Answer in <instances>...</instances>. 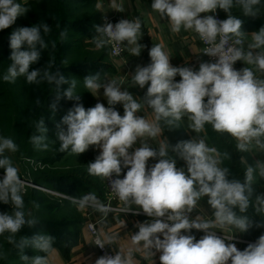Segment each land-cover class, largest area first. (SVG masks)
Returning <instances> with one entry per match:
<instances>
[{"label":"clouds","instance_id":"clouds-1","mask_svg":"<svg viewBox=\"0 0 264 264\" xmlns=\"http://www.w3.org/2000/svg\"><path fill=\"white\" fill-rule=\"evenodd\" d=\"M260 5L261 0H152L151 9L168 21L172 33L179 34L182 29L196 33L206 45L203 53L216 57L215 62H200L198 71L188 66L175 67L163 46L154 44L148 51L150 63L137 65L131 76L135 86L143 89L147 85L146 93L139 100L122 89L119 78L105 79L103 83L99 73L84 78V87L94 96L103 89L108 106L98 102L85 109L76 103L56 126L59 151L78 155L90 146L98 147L99 155L87 164V173L109 180V188L122 205V212L140 214L142 211L151 218L136 223L138 231L132 233L126 251L106 253L95 264H137L136 253H142L145 260L152 258L153 264L157 253L160 264H264V234L243 250L235 243L226 242L235 236L217 235V230L223 233L235 229L246 233L252 227H264V223H254L253 217L246 214L250 207H254L256 215L264 214V194L257 195L254 203L250 199L254 181L257 177L264 178V162L257 160L249 164L240 180L231 175L229 167L222 166L230 158L229 154L209 146L206 136L195 135L175 144L166 139L158 148L150 144V140L163 134V126L179 128L186 119L188 128L196 134L203 133L206 124L211 125L216 133L233 138L238 152L264 153V27L253 32L251 42L246 44L244 21L231 14L234 7H239L244 16L257 17ZM96 7L99 9L101 5ZM111 8L125 11L116 0H112ZM217 9L226 12L227 19L201 15ZM28 11L16 0H0V30L9 28L18 16ZM102 19L104 23L94 25L96 34L90 39L97 49L121 44L132 56L141 54L146 45L138 43L143 36L139 17L121 19L115 24L106 16ZM42 31L48 34L51 28L47 23L33 24L10 35L11 63L2 79L14 83L23 76L29 84L55 85L51 103L55 110L62 98L79 101L80 95L75 92V78L69 80L59 69L52 70L54 60L43 68L31 67L39 63L41 51L49 46ZM59 37L63 42L67 30H62ZM51 46L55 49L56 42L52 41ZM237 61L247 66L236 70ZM177 75L181 77L179 82L174 80ZM117 104L123 105V115L116 110ZM144 107L152 110L154 119L137 115ZM34 127L29 142L37 150H47L48 129L44 119L40 117ZM138 140L140 146L130 152ZM18 150L12 138L0 136V168L5 170L0 180V202L12 206L11 212L0 213V237H5L12 249L20 250L23 264H48L47 255L30 258L23 254V249L30 245L45 254L53 253V236L38 233L31 239L23 236L17 239L24 226L31 227L38 222L25 206V181L12 159L5 155ZM172 154L185 162L186 170L177 168ZM157 157L158 162L149 167V159ZM122 168L128 170L119 178ZM114 174L116 178L112 179ZM205 196L212 209L210 218L201 213L193 217L191 214ZM66 198L79 211L91 209L100 213L101 225L113 211L95 193ZM32 203L34 208H39L38 203ZM134 207L139 210H133ZM119 223L124 226L125 220ZM193 229L204 235L197 240L192 235ZM119 239V233L106 234L101 228L94 244L104 249L106 245L117 244ZM0 259H7V253L0 252Z\"/></svg>","mask_w":264,"mask_h":264},{"label":"crops","instance_id":"crops-1","mask_svg":"<svg viewBox=\"0 0 264 264\" xmlns=\"http://www.w3.org/2000/svg\"><path fill=\"white\" fill-rule=\"evenodd\" d=\"M23 4H27L32 0H20ZM97 4L101 5V8H97L100 15V24L102 17L104 16H117L118 21L121 19L133 20L139 17L142 21V33L143 36L138 41V43L146 45L142 49L141 54L137 56H132L127 48L126 53L122 59H112L109 55L108 47L104 49H97L92 42L84 41V48L90 51L92 54H104L107 57V62L102 64L103 72H100L102 78L101 82H106L105 79L119 78L121 82L122 89L130 91L134 98L140 99L144 96L147 91V85L145 88L141 89L138 86H135L131 80V76L135 71L137 65L146 66L150 63V57L148 54L149 49L154 44H161L167 54L170 56V63L175 67L188 66L192 67L193 70L199 69L200 62H207L201 54V45L194 38L192 31H184L183 29L179 34H174L170 30V25L168 21L162 20L157 12H154L151 9L152 0H116V3L122 4L125 9L124 12H119L111 8L112 0H96ZM219 10V9H217ZM204 15H211V13H202ZM248 35L246 44L251 42V34L253 32H245ZM95 31L92 33L90 39L95 35ZM88 48V49H87ZM239 69L243 68L244 65L242 61L239 63ZM174 80L179 82L181 77L177 75ZM92 97V104L90 107H94L96 103H103L106 107L107 100L103 96V89L99 90V93L94 96L89 92ZM116 110L123 115V105H115ZM137 115L145 116V118L152 120L154 119V114L150 108L144 107ZM163 134L154 140H150V144L154 148H158L159 144L168 139L171 144H175L181 140L192 139L195 135L206 136L207 143L209 146H215L221 152L220 148L214 143L210 131H212L211 125H205V131L203 133L196 134L194 131L188 128V121L184 119L179 128L169 129L167 126H163ZM233 139V138H232ZM234 143L236 141L233 139ZM140 146L139 140L133 145V148L129 151L132 152L136 147ZM89 151L91 152L93 159L95 160L96 156L99 155L100 149L96 146H90ZM222 153V152H221ZM171 155V152H170ZM177 160V168H185L186 164L184 161L180 160L178 157H175V154H172ZM158 157L153 159L150 158L148 161V166H152L158 162ZM257 160L264 162V153H258V150H253L251 152L242 153L241 164L243 169L246 171V168L249 164H254ZM225 166L224 162L223 165ZM127 168H122L121 175L126 174ZM252 196L251 200L255 201L257 195L264 194V178H258L254 181L252 185ZM102 202L107 204L106 194L105 197L100 199ZM208 197L205 196L197 206L196 211L192 213V216L195 217L198 214H203L205 218H210L209 215L212 214V209L207 203ZM113 211L109 213L106 218L104 225H101L99 221L101 220V214L93 212L91 209H86L84 211H79L78 214L81 217L82 224L75 232L74 238L71 241V244L61 247H54L55 252L46 254L48 256V264H95L97 257V251L93 245L91 234L87 228L89 222H95L98 225V231L103 228L106 234L119 233L120 239L117 244L113 246H108L113 253L122 250L126 251L130 246V237L132 233L138 231V228L135 227L137 222H144L148 218L141 211L140 214L133 213H124L121 211L122 205L117 201L112 204ZM254 208V207H253ZM133 210L138 211L134 207ZM121 220H125V225L121 226L119 223ZM217 233L223 235L225 238H231L235 236V229L226 230L223 233L217 230ZM192 235L196 237L197 240L200 239L201 234L192 232ZM230 243H235L237 248L242 250L241 246L234 239L232 241H226ZM159 253L154 257V264H160ZM135 258L137 264H153L152 258L145 260L142 253H136Z\"/></svg>","mask_w":264,"mask_h":264},{"label":"rangeland","instance_id":"rangeland-1","mask_svg":"<svg viewBox=\"0 0 264 264\" xmlns=\"http://www.w3.org/2000/svg\"><path fill=\"white\" fill-rule=\"evenodd\" d=\"M91 35L83 40V45L85 40L90 42ZM87 55L81 52L73 54L68 65L71 66V69L90 66L94 63V55L92 53ZM87 61L88 64H86ZM10 63V57L7 58V63L4 60H0V106L2 107L0 111V136L12 138L18 145L19 150L15 153L6 152L5 155L12 159L14 165L19 169L21 179L25 181L23 198L24 201L29 202V210L36 219H42L47 222V225L45 223L41 226L35 225L34 227L36 228L31 234L33 236L38 233L49 234L55 238L54 242L58 238L66 241V238L70 237V233L75 235L77 227L81 223L77 207L71 204L66 196L80 197L88 193H95L99 199H102L105 197L103 180L87 173V164L94 162L89 149L78 155L59 151V141L55 140L56 126L71 109V106H67L68 108L60 107L62 109H52L47 118L46 115L42 117L45 127L48 129L46 137L49 148L47 150H37L29 142L31 133L35 132L34 122L40 119L43 112L36 113L38 114L36 117L29 118L31 114V107L29 108V106L31 103H23L24 101L20 99L16 81L14 83L3 81L2 76ZM89 75H93V72L65 76L69 80L72 78L77 80L75 92L80 95V100L73 101L71 105L80 103L85 109L89 108L87 99H84L85 97L83 96L87 90L84 87L83 78ZM61 87L67 88V85H62ZM54 88L55 85H53L50 92ZM53 98L54 95L52 94L48 96L49 104L52 103ZM64 100L68 99L62 98L59 102ZM22 114L24 115L23 118ZM224 137V134H219L216 139L219 141ZM4 173L5 170L0 168V180L3 179ZM33 201L38 203L39 207L42 206V210L38 214V208L35 210ZM40 214L44 215L43 218L40 217ZM246 214L249 217H253L254 223H264V214L256 215L253 207H250ZM64 223L66 224L64 225ZM261 234H264V227H252L246 233H239L235 230V240L243 250L249 243H254ZM42 253L44 252L36 250L30 245L26 246L23 252L24 255L30 258L41 256ZM16 264H23V262L18 258Z\"/></svg>","mask_w":264,"mask_h":264},{"label":"trees","instance_id":"trees-1","mask_svg":"<svg viewBox=\"0 0 264 264\" xmlns=\"http://www.w3.org/2000/svg\"><path fill=\"white\" fill-rule=\"evenodd\" d=\"M16 2L26 7L29 11L25 15L18 16L16 21L9 28L0 30V60H4L7 63V58L11 55L9 38L14 31L21 27H30L33 24L47 23L51 28V32L44 34L42 31V36L49 46L47 49L41 51V60L38 64L32 65V68L46 67L50 60H54V67L52 70L55 71L56 69H59L64 76L81 73L85 74L88 72H93V75H96L97 73L103 72L104 66H102V64L107 62V57L102 53L99 55L93 54L95 56H93L94 63L90 66L71 69V66L68 65L70 57L77 52H81L86 55L88 53L91 54L90 51L84 48L83 40L88 38L95 31L94 25H100V15L96 7V0H32L27 4H23L19 0H16ZM260 8L261 12L257 17L244 16L239 7H234L231 10V14L244 21L242 26L244 32H258L261 27H264V0H261ZM218 11L223 20L227 19L226 12L222 9H219ZM57 25H59V27H57ZM62 30H67V37L63 42L60 41L59 37V33ZM52 41L56 42L55 49L51 46ZM24 47L26 48V46ZM86 64H88V61ZM8 66L6 67V70ZM16 87L18 88L20 99L24 101L23 103H31L29 106V108L31 107V114L29 115V118L36 117L38 115L36 113L41 111L43 112L41 117L46 115L47 118V115L52 110L51 103L49 104L50 101L47 98L50 94L55 96V88L52 92H50L53 85L48 84L47 82H42L39 85L29 84L26 82L25 77L20 76L16 79ZM83 96L85 97L84 99H87L88 106H90L93 101L88 90L84 92ZM37 100L40 101L39 104L36 103ZM71 104H73V101L64 100L57 103L56 108H68L67 106H71L72 108L74 105ZM1 109L2 107L0 106V111ZM23 117L24 115L22 114V118ZM210 133L214 143L220 148L221 152H227L229 154L230 158L225 159L224 164L226 167H229L231 175L243 180L245 170L241 164L242 152L237 151L233 139L228 134H224L225 137L217 141L216 136L219 135V133H216L213 129ZM224 139H226L227 142L224 141ZM24 202L26 209L29 210V202ZM41 210L42 206L38 208L37 214L39 211L41 212ZM11 211L12 206L10 204L0 202V213ZM43 216L44 215L40 214L41 218H43ZM37 220L38 222L35 225L41 226L43 223L47 225L46 221L42 219ZM65 224L66 223H64V225ZM81 224L82 220L77 228H79ZM34 226H24L21 232L17 234V239H19L20 236L31 239L33 236L31 233L34 232L36 228ZM73 238L74 235L71 233L70 237L66 238V241L58 238L55 242H53V247L64 248L65 246L71 244ZM0 252L7 253V259H0V264H16V261L20 258L19 256H21L20 250L12 249V246L8 244L5 237H0ZM44 255L46 254H41V256Z\"/></svg>","mask_w":264,"mask_h":264},{"label":"built area","instance_id":"built-area-1","mask_svg":"<svg viewBox=\"0 0 264 264\" xmlns=\"http://www.w3.org/2000/svg\"><path fill=\"white\" fill-rule=\"evenodd\" d=\"M211 15H214L215 18H217L218 20H223L219 11L216 10L214 13H211ZM108 21L115 24L116 22H118V18L117 16H106ZM104 23V20L102 19L101 21V24L102 25ZM193 33V36L194 38L199 42V44L201 45V54H202V57L207 61V62H215V60L217 59L216 57H209L208 55L204 54V49L206 47V45L203 44V42L200 40V38L198 37V35L194 32ZM91 42V40H90ZM108 47V50H109V55L112 59H122L126 53V47L124 45H121V44H113V45H109L107 46ZM239 63L240 61H237L235 64H234V68L236 70H239ZM125 175V174H124ZM120 176L119 178H123V176ZM116 176L115 174L113 175L112 179H115ZM109 180H103V185H104V190H105V194H106V199H107V204H114L116 203L118 200L115 198L114 194L111 192L110 188H109ZM112 207V206H111ZM145 215V214H144ZM192 215V214H191ZM146 216V215H145ZM147 217V216H146ZM148 220H150L151 218L150 217H147ZM87 228L91 234V237H92V242H93V245L97 251V257L99 258L100 256L104 255V254H111V255H114L113 251L106 245L104 249H100L98 246H96L94 244V241H95V238H96V235L98 234V225L97 223L95 222H89L87 224ZM192 232H195V233H199L201 235H204V233L202 231H198V230H195L193 229ZM218 236L221 237V235L219 233H217Z\"/></svg>","mask_w":264,"mask_h":264}]
</instances>
